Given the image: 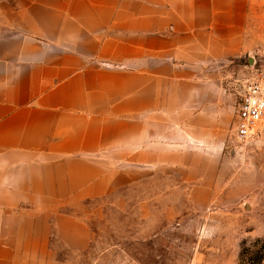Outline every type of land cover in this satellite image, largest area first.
Here are the masks:
<instances>
[{"label":"crops","instance_id":"0c3cea01","mask_svg":"<svg viewBox=\"0 0 264 264\" xmlns=\"http://www.w3.org/2000/svg\"><path fill=\"white\" fill-rule=\"evenodd\" d=\"M263 25L264 0H0V264H69L94 235L65 209L223 155L216 68Z\"/></svg>","mask_w":264,"mask_h":264},{"label":"rangeland","instance_id":"374dc122","mask_svg":"<svg viewBox=\"0 0 264 264\" xmlns=\"http://www.w3.org/2000/svg\"><path fill=\"white\" fill-rule=\"evenodd\" d=\"M256 39L250 56L216 68L232 109L221 130L223 155H211L209 163L207 155L164 159L159 172H143L106 197L65 209L85 220L94 239L85 252L62 250L59 259L69 264H248L241 262L243 249L264 240V141L239 143L235 126L242 83L264 75V25ZM190 165L208 175L193 176ZM205 179L209 190L202 187Z\"/></svg>","mask_w":264,"mask_h":264},{"label":"built area","instance_id":"2783aa9c","mask_svg":"<svg viewBox=\"0 0 264 264\" xmlns=\"http://www.w3.org/2000/svg\"><path fill=\"white\" fill-rule=\"evenodd\" d=\"M236 117L235 138L239 143L264 141V75L244 80Z\"/></svg>","mask_w":264,"mask_h":264},{"label":"trees","instance_id":"16d2710c","mask_svg":"<svg viewBox=\"0 0 264 264\" xmlns=\"http://www.w3.org/2000/svg\"><path fill=\"white\" fill-rule=\"evenodd\" d=\"M240 259L248 264H264V240L258 239L251 248L243 249Z\"/></svg>","mask_w":264,"mask_h":264},{"label":"water","instance_id":"95a60500","mask_svg":"<svg viewBox=\"0 0 264 264\" xmlns=\"http://www.w3.org/2000/svg\"><path fill=\"white\" fill-rule=\"evenodd\" d=\"M251 59V58H250Z\"/></svg>","mask_w":264,"mask_h":264}]
</instances>
